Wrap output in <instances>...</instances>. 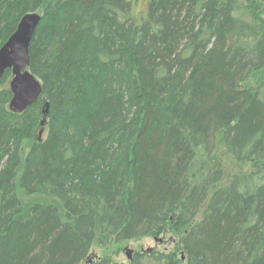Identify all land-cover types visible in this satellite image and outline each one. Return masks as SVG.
Segmentation results:
<instances>
[{
  "label": "trees",
  "instance_id": "1",
  "mask_svg": "<svg viewBox=\"0 0 264 264\" xmlns=\"http://www.w3.org/2000/svg\"><path fill=\"white\" fill-rule=\"evenodd\" d=\"M135 1L0 0V47L41 16L42 88L13 114L0 80V264H123L92 248L164 235L127 264H264L263 1Z\"/></svg>",
  "mask_w": 264,
  "mask_h": 264
},
{
  "label": "water",
  "instance_id": "2",
  "mask_svg": "<svg viewBox=\"0 0 264 264\" xmlns=\"http://www.w3.org/2000/svg\"><path fill=\"white\" fill-rule=\"evenodd\" d=\"M40 20L41 16L36 13L24 15L15 32L0 47V80L6 71L11 72L9 90L12 98L9 110L14 114H21L32 107L42 94L40 83L28 70L30 65L28 48ZM123 253L127 260L132 259L131 250L126 248Z\"/></svg>",
  "mask_w": 264,
  "mask_h": 264
},
{
  "label": "rangeland",
  "instance_id": "3",
  "mask_svg": "<svg viewBox=\"0 0 264 264\" xmlns=\"http://www.w3.org/2000/svg\"><path fill=\"white\" fill-rule=\"evenodd\" d=\"M263 5H264V0ZM147 2L148 0H136L134 3V11L138 15H142L147 9ZM40 12V11H39ZM263 77L262 72L253 75L248 85L253 87L261 78ZM29 145L28 142L24 143V151L26 150L27 146ZM219 155L222 161V168H223V179L219 185H224L228 182L231 176L235 173L236 168L234 164L228 159L225 155L223 150L219 149ZM17 183V181H16ZM17 197L20 201L25 205H32V204H53L54 202L46 197L43 196H26L24 195L18 188L16 189ZM178 239L172 235H164L159 237V239H151L145 238L138 242H131L119 246H110L106 249H98L97 247H93L91 251V259H98L102 256H110L115 258L116 261L127 264L126 255L123 253L124 249H129L133 253L135 252H147V251H173Z\"/></svg>",
  "mask_w": 264,
  "mask_h": 264
},
{
  "label": "bare ground",
  "instance_id": "4",
  "mask_svg": "<svg viewBox=\"0 0 264 264\" xmlns=\"http://www.w3.org/2000/svg\"><path fill=\"white\" fill-rule=\"evenodd\" d=\"M11 98H12V96H11ZM9 103H10V102H9ZM8 109H9V104H8ZM9 111H10V110H9ZM45 111H46V110H45ZM45 111H44V112H45ZM10 112H11V111H10ZM11 113H12V112H11ZM13 114H14V113H13ZM44 114H45V113H44Z\"/></svg>",
  "mask_w": 264,
  "mask_h": 264
}]
</instances>
